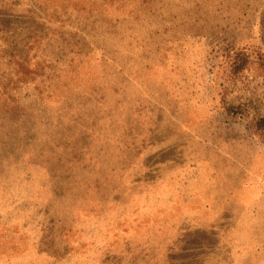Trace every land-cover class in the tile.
Segmentation results:
<instances>
[{"label": "rangeland", "instance_id": "374dc122", "mask_svg": "<svg viewBox=\"0 0 264 264\" xmlns=\"http://www.w3.org/2000/svg\"><path fill=\"white\" fill-rule=\"evenodd\" d=\"M127 7L1 123L0 264H264V78L223 89L229 54L264 55V0Z\"/></svg>", "mask_w": 264, "mask_h": 264}, {"label": "trees", "instance_id": "16d2710c", "mask_svg": "<svg viewBox=\"0 0 264 264\" xmlns=\"http://www.w3.org/2000/svg\"><path fill=\"white\" fill-rule=\"evenodd\" d=\"M149 2L0 0V115L6 117L0 127L2 122L16 123L24 117L29 108L21 105L22 93L29 89L38 107L53 104L56 93L62 92L60 88L72 82L74 76L78 77L88 55L96 54L95 50L102 55L104 49L91 38L96 35V27L112 26L113 18L123 14L120 11L126 5L131 14ZM228 57L223 77L226 94L229 84L250 69L264 78V55L259 52L253 58L250 53L237 50ZM97 59L100 61L102 57ZM240 100L226 101L225 109L240 115L249 112L253 102ZM254 122L256 128L264 129V112Z\"/></svg>", "mask_w": 264, "mask_h": 264}]
</instances>
